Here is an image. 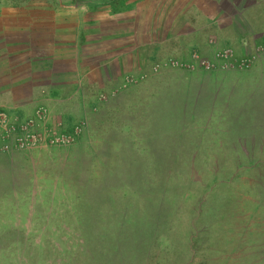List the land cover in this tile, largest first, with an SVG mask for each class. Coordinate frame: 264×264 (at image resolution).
Segmentation results:
<instances>
[{"label":"rangeland","instance_id":"rangeland-1","mask_svg":"<svg viewBox=\"0 0 264 264\" xmlns=\"http://www.w3.org/2000/svg\"><path fill=\"white\" fill-rule=\"evenodd\" d=\"M180 77L133 73L72 125L0 114V264H264V107H190Z\"/></svg>","mask_w":264,"mask_h":264},{"label":"crops","instance_id":"crops-1","mask_svg":"<svg viewBox=\"0 0 264 264\" xmlns=\"http://www.w3.org/2000/svg\"><path fill=\"white\" fill-rule=\"evenodd\" d=\"M263 38L264 0H0V114L72 125L92 94L149 70L180 75L190 107L212 91L264 107Z\"/></svg>","mask_w":264,"mask_h":264},{"label":"built area","instance_id":"built-area-1","mask_svg":"<svg viewBox=\"0 0 264 264\" xmlns=\"http://www.w3.org/2000/svg\"><path fill=\"white\" fill-rule=\"evenodd\" d=\"M262 44H264V38H263V42H262Z\"/></svg>","mask_w":264,"mask_h":264}]
</instances>
